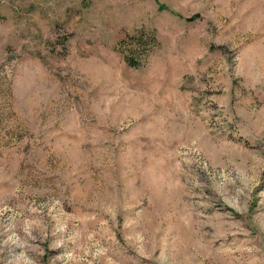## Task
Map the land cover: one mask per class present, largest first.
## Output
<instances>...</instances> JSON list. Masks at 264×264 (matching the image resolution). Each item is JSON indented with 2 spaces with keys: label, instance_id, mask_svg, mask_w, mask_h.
<instances>
[{
  "label": "rangeland",
  "instance_id": "rangeland-1",
  "mask_svg": "<svg viewBox=\"0 0 264 264\" xmlns=\"http://www.w3.org/2000/svg\"><path fill=\"white\" fill-rule=\"evenodd\" d=\"M0 264H264V0H0Z\"/></svg>",
  "mask_w": 264,
  "mask_h": 264
},
{
  "label": "trees",
  "instance_id": "trees-1",
  "mask_svg": "<svg viewBox=\"0 0 264 264\" xmlns=\"http://www.w3.org/2000/svg\"><path fill=\"white\" fill-rule=\"evenodd\" d=\"M158 47L159 42L154 31L139 29L125 34L118 42L116 50L123 56L128 67L138 69L146 64Z\"/></svg>",
  "mask_w": 264,
  "mask_h": 264
}]
</instances>
